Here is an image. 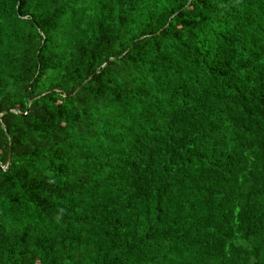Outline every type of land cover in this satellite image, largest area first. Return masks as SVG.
<instances>
[{
	"label": "trees",
	"instance_id": "16d2710c",
	"mask_svg": "<svg viewBox=\"0 0 264 264\" xmlns=\"http://www.w3.org/2000/svg\"><path fill=\"white\" fill-rule=\"evenodd\" d=\"M0 166V264H264V0H0Z\"/></svg>",
	"mask_w": 264,
	"mask_h": 264
},
{
	"label": "water",
	"instance_id": "95a60500",
	"mask_svg": "<svg viewBox=\"0 0 264 264\" xmlns=\"http://www.w3.org/2000/svg\"><path fill=\"white\" fill-rule=\"evenodd\" d=\"M78 88H79V86L76 87L75 90H77ZM6 111H7V110H6ZM26 113H27V110H26L24 113H22V114H26ZM9 160H10V145H9V147H8L7 158H6V164L9 162ZM0 168H1V169H5V167H3V166H0Z\"/></svg>",
	"mask_w": 264,
	"mask_h": 264
}]
</instances>
